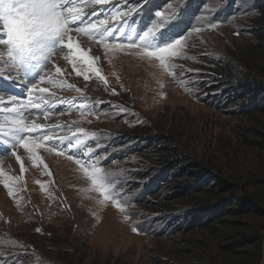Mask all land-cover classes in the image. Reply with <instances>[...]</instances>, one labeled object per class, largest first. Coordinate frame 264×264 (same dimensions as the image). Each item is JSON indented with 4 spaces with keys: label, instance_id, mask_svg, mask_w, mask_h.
Wrapping results in <instances>:
<instances>
[{
    "label": "rangeland",
    "instance_id": "374dc122",
    "mask_svg": "<svg viewBox=\"0 0 264 264\" xmlns=\"http://www.w3.org/2000/svg\"><path fill=\"white\" fill-rule=\"evenodd\" d=\"M168 2L177 15L198 2L181 33L192 34L184 53L194 59L173 61L194 70L187 74L194 95L158 62L125 53L106 57L93 44L91 54L100 56L108 89L118 95L96 79L68 75L72 66L57 52L52 59L65 69L64 78L88 99L71 90L57 89V95L94 106L98 115L60 103L48 120L35 112L38 123L72 126L54 135H71L78 127L87 131L101 166L121 173L129 219L110 201L99 205L96 192L84 191L90 182L74 160L42 150L48 176L18 149L21 173L0 144V168L21 177L15 199L0 183V264H264V106L256 108L252 94L238 90L240 81L264 84V39L254 32L264 26L262 9L256 0ZM111 3L96 5L93 19H104ZM165 3L121 0L120 8H139L128 23L143 26ZM209 20L217 27H209ZM7 75L0 79V96L26 100V90Z\"/></svg>",
    "mask_w": 264,
    "mask_h": 264
},
{
    "label": "snow or ice",
    "instance_id": "6c2138e0",
    "mask_svg": "<svg viewBox=\"0 0 264 264\" xmlns=\"http://www.w3.org/2000/svg\"><path fill=\"white\" fill-rule=\"evenodd\" d=\"M110 2L111 0H0V79L6 78L7 73V78L13 83L19 82L27 93L26 100L14 96H0V144L5 145L4 150H10L11 155L19 162L21 173L25 171V165L24 159L17 153L18 149H23L33 166L43 165L48 176L52 173L44 162L41 149L74 160L83 176L90 182V187L84 191L96 192L100 197L96 202L101 206L110 201L119 211L125 213L124 220L127 221L131 213H128L126 205L130 201L119 190L118 176L121 173L106 171L101 166V158L96 156L94 148L88 146L87 131L78 127L71 135H54L55 129L68 127L71 130L72 126L38 123L39 117L35 116V112H39L43 119H50V113L57 103L67 104L69 110L76 107L81 112L98 115L94 106L90 107L85 103L74 105L72 101L75 98L61 99L57 95L56 90L59 89L75 91L84 97L83 90L69 83L64 78L65 69L52 59L57 52L62 53V59L72 66L68 75L74 73L82 76L85 81L96 79L103 83L110 94L118 95L115 89H108L109 81L103 75L100 56L91 54L93 44L96 45L97 52L102 46L106 57L125 53L158 62L157 66L163 72H167L186 92L194 95L188 87L190 81L187 79V74L194 70L173 63L176 59H194L184 53L187 40L192 34L181 35L167 31L169 23L177 15L173 4L166 0L165 7L155 11L154 18L143 26L128 23L131 14L140 9L129 7L122 11L121 0L111 3L104 19L94 20L93 17L97 16L95 6L108 5ZM122 2L127 5L129 0ZM113 22L119 26L114 27ZM207 24L211 28L217 27L210 20ZM200 30V27L194 29L195 32ZM216 58L219 59V56ZM45 84L50 87L41 86ZM6 104L11 106L7 107ZM113 107L126 110L120 105ZM29 115L33 119L29 120ZM103 115L106 116L107 113ZM70 150H76L79 155ZM0 177H3L0 183L7 189L8 195L15 199L14 188L21 177L8 175L3 168H0ZM36 183L40 184L42 191H46L41 181ZM135 224L133 222L134 233L138 232ZM35 231L39 233L41 229L36 228Z\"/></svg>",
    "mask_w": 264,
    "mask_h": 264
},
{
    "label": "trees",
    "instance_id": "16d2710c",
    "mask_svg": "<svg viewBox=\"0 0 264 264\" xmlns=\"http://www.w3.org/2000/svg\"><path fill=\"white\" fill-rule=\"evenodd\" d=\"M258 2V4L260 5V9H262V22L264 23V0H256ZM200 2V1H199ZM198 2H194L193 6H188L186 8V10L178 13V15L176 17H179L176 21V19L174 20L173 23H171L170 25L173 26L176 25L178 27V30L180 32L185 31L188 27V23L190 21V19L188 18V16L190 15V13L192 11H194V8L197 7L198 4H195ZM261 22V23H262ZM255 34L260 38V39H264V26L259 27L258 29L254 30ZM260 48H262L264 50V44H259ZM238 90L241 91L242 94L248 93V94H252V98H254V102H252V104L256 107V108H261L262 106H264V84H253L247 81H240L239 82V87ZM226 204V203H225ZM227 205V204H226Z\"/></svg>",
    "mask_w": 264,
    "mask_h": 264
},
{
    "label": "clouds",
    "instance_id": "9594fccd",
    "mask_svg": "<svg viewBox=\"0 0 264 264\" xmlns=\"http://www.w3.org/2000/svg\"><path fill=\"white\" fill-rule=\"evenodd\" d=\"M183 11H184V10H183ZM171 23H173V20L169 23V25H168V27H167L169 32H178L179 34H181V33L184 32V31L180 32V31L178 30V27H177L176 25H174V24H173V26L170 25Z\"/></svg>",
    "mask_w": 264,
    "mask_h": 264
},
{
    "label": "bare ground",
    "instance_id": "6f19581e",
    "mask_svg": "<svg viewBox=\"0 0 264 264\" xmlns=\"http://www.w3.org/2000/svg\"><path fill=\"white\" fill-rule=\"evenodd\" d=\"M64 65V64H63ZM42 152V149L40 150Z\"/></svg>",
    "mask_w": 264,
    "mask_h": 264
}]
</instances>
